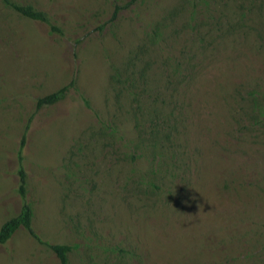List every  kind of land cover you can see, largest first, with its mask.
<instances>
[{
  "label": "rangeland",
  "instance_id": "374dc122",
  "mask_svg": "<svg viewBox=\"0 0 264 264\" xmlns=\"http://www.w3.org/2000/svg\"><path fill=\"white\" fill-rule=\"evenodd\" d=\"M7 1L0 264H264V0Z\"/></svg>",
  "mask_w": 264,
  "mask_h": 264
},
{
  "label": "trees",
  "instance_id": "16d2710c",
  "mask_svg": "<svg viewBox=\"0 0 264 264\" xmlns=\"http://www.w3.org/2000/svg\"><path fill=\"white\" fill-rule=\"evenodd\" d=\"M7 3L9 1L6 0ZM9 5L15 9L17 12H19L21 15L33 19V20H38V21H43L47 22L46 15L42 12L39 11L32 6H23L15 3H9ZM52 32L57 31L56 27L51 28ZM68 93V87H62L56 92L50 93L37 101V108H41L43 106H50L54 105L62 100H64L67 96ZM26 142V136L25 134L23 135L21 141H20V149L18 152V158L20 162L19 170H18V175L20 178V184H19V194L22 197V199L26 198V172L25 169L22 166V150ZM24 227L25 229L28 230V232L36 238L38 241L43 243V241L38 237V235L34 232L32 228V208L31 206L24 201L20 213L12 217L11 219L7 220L1 227L0 229V244L6 243L12 235L20 228ZM45 245L49 246L58 256L60 259L61 264H69V258L68 254L72 250V246L70 245H65V244H48L45 243Z\"/></svg>",
  "mask_w": 264,
  "mask_h": 264
}]
</instances>
